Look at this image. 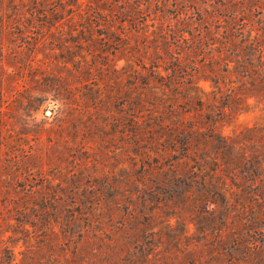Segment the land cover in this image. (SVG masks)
Returning <instances> with one entry per match:
<instances>
[{
    "label": "rangeland",
    "instance_id": "obj_1",
    "mask_svg": "<svg viewBox=\"0 0 264 264\" xmlns=\"http://www.w3.org/2000/svg\"><path fill=\"white\" fill-rule=\"evenodd\" d=\"M263 128L264 0H0V264H264Z\"/></svg>",
    "mask_w": 264,
    "mask_h": 264
},
{
    "label": "trees",
    "instance_id": "obj_2",
    "mask_svg": "<svg viewBox=\"0 0 264 264\" xmlns=\"http://www.w3.org/2000/svg\"><path fill=\"white\" fill-rule=\"evenodd\" d=\"M123 4H124V2H123ZM257 8H255L254 10H256ZM145 19L146 18H144V16H142V15H138L137 17H134L133 16V18H132V20L134 21V22H137L138 24H140V23H142L141 22V20H144L145 21ZM229 45H231V43L230 44H228V47H229V49H230V46ZM223 48H225V45L223 46ZM239 61V60H238ZM240 63V62H239ZM215 83H217V81H215ZM264 129V128H263ZM224 143L225 144H228L229 143V138L228 137H224Z\"/></svg>",
    "mask_w": 264,
    "mask_h": 264
}]
</instances>
